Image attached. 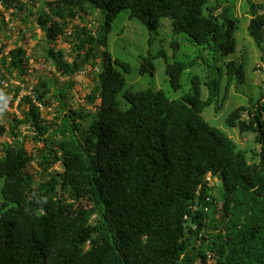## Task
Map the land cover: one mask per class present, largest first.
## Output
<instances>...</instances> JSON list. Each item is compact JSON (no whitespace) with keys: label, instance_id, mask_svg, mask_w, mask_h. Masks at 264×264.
Wrapping results in <instances>:
<instances>
[{"label":"trees","instance_id":"16d2710c","mask_svg":"<svg viewBox=\"0 0 264 264\" xmlns=\"http://www.w3.org/2000/svg\"><path fill=\"white\" fill-rule=\"evenodd\" d=\"M0 2L11 12L9 22L0 12V80L6 82L15 73L25 77L31 57L37 60L24 43L27 34L38 38L37 29L47 41L45 60H53L61 76L70 79L89 63L96 66L84 52L97 40L89 16L100 11L103 44L113 21L129 9L152 30L171 19L175 35L190 36L213 53L214 63L237 50V19L220 0ZM249 13L250 32L262 46L264 3L251 2ZM9 24L22 36L13 49L3 37ZM59 39L72 44L73 63L56 50ZM153 60L142 61L140 74H155ZM101 61L86 97L87 104L100 100L96 113L65 114L58 99L65 84L55 94L57 115L48 121L42 109L59 80L40 79L25 96L22 87L6 91L0 82V101L14 106L20 99L22 115L0 119V264H264V102L236 108L227 118L229 127L254 134L258 150L239 149L203 117L220 92L215 70L241 84L244 63L229 61L225 69L213 63L203 81L207 100L198 75L190 93L171 100L163 91L125 89L122 71L130 67L114 62L108 51ZM198 65L200 59L167 63L172 87L179 90L183 74ZM23 137L40 147L29 150ZM209 175L222 186L211 184Z\"/></svg>","mask_w":264,"mask_h":264},{"label":"rangeland","instance_id":"374dc122","mask_svg":"<svg viewBox=\"0 0 264 264\" xmlns=\"http://www.w3.org/2000/svg\"><path fill=\"white\" fill-rule=\"evenodd\" d=\"M220 1H224V6L228 7L231 11V15L237 19L238 27L234 34L237 50L227 57L219 56L215 63L218 68L224 69L225 64L229 61L244 63L245 74L243 82L237 84L234 80L230 82L225 72L221 76L218 69L215 70L217 78L222 79L220 92L216 101L205 109L203 117L211 126L220 129L232 138L235 143H237L239 149L247 151L258 150L259 146L254 142V134L241 133L239 128L229 127L227 118L236 108L243 106L251 107L253 105H258L261 101L264 102V36L262 46H259L255 41V36L250 32L251 15L249 13L251 2L260 5L264 3V0ZM2 13L5 16L6 22H9V15L11 12L3 10ZM100 15L101 16L97 13V15L89 16L88 22L91 21L94 25L97 40L93 47L92 44L88 45L84 52L85 58L88 55L91 62L94 61L97 63L96 66L89 63L83 68L80 74L70 79L61 76L55 69L53 60H45L44 50L45 48L48 49L47 41L45 42L41 39L45 37L42 36V31L37 29L36 35L38 38L32 39L27 34L24 43L28 42L25 48L32 56H36L38 61L33 60L31 57V69H29V72L25 77H17V73H15L14 78L9 80V87L5 88V90L8 91L10 88L14 90L12 87L15 88L18 83L22 84L21 78H23L29 85V88H25L24 94H28L31 92L33 86L38 83V80L45 78L57 79V81H59L53 87L47 100L49 105L47 107L43 106L42 109V117L45 118V120L52 121L55 115H57L59 102L57 103L54 101L55 94L62 86H65V84L67 86V89L64 90L65 92L63 91L65 95L62 98H58L62 100L60 103L65 105V114L67 113L70 115V113L74 111L79 114L82 109L85 114L89 112L96 113V107L100 104V100L97 99L94 104H87L86 97L91 93L92 87L95 85L94 80L97 77V70L102 64L101 56L103 58L104 53L108 51L114 62L117 60L130 67L129 72H124L122 67L114 65L115 68L120 71L123 70L122 72L126 78L125 89L136 92L145 90L163 91L171 100H179L190 93L192 78L198 75L203 78L202 100L208 99L209 92L203 81H205V77L208 74L207 69L214 63L213 53L193 43L192 38L186 34L175 35L172 29L171 19L163 18L160 22V26L152 30L146 27L136 17H132L129 9H125L118 15L116 20L113 21L111 31L107 35L106 43L103 44L102 42H104L105 34L100 30V25L104 26L105 17L101 11ZM77 23H79L78 20H76V24ZM9 27L11 29L8 33L5 34V36L2 34V36L7 40L9 49H13L15 41H19L22 36L19 31H12L10 24ZM2 42L1 40V43ZM57 42V46L55 47L56 50L62 49L65 53L66 61L73 63L72 61H74L77 56L76 53L72 52V44L63 39H59ZM52 44L55 46V41H52ZM148 57L154 59L156 71L155 74L148 72L142 75L140 74L141 63ZM198 59H200V65L195 68H189L182 76L180 89L175 90L171 85L170 77L166 71L167 63H190ZM3 81L4 80H0L1 83ZM69 83L72 85H69ZM119 102L124 111L128 110L131 106L122 97H119ZM17 106V102L14 106H11L9 100L5 102L0 101V119L11 120L14 116L22 117L21 111H19L20 109H18ZM72 109L73 111H71ZM62 116L64 115L62 114ZM62 119L63 117L59 119V123ZM72 120L74 123L79 122L76 117L72 118ZM88 123H86V125ZM22 131L24 132L23 134L27 133L25 127H22ZM23 138L25 146L29 150L35 151L36 148L40 147L36 146L31 138ZM8 140H10V138H8ZM3 141L4 139H0V149L2 148ZM0 157H2L1 153ZM56 168L59 169V166H56ZM212 183L218 184L220 187L222 186V183H220L218 179L213 180ZM4 185L5 177H0V202H3L2 189Z\"/></svg>","mask_w":264,"mask_h":264},{"label":"clouds","instance_id":"9594fccd","mask_svg":"<svg viewBox=\"0 0 264 264\" xmlns=\"http://www.w3.org/2000/svg\"><path fill=\"white\" fill-rule=\"evenodd\" d=\"M3 10L5 11V9L3 8L2 3L0 2V12H2ZM3 82H6V81H3ZM3 82L1 83L2 86H4V85H3ZM6 83H8V85H9V82H6ZM18 84H19V85L16 84V87H22V88H23V91L21 92V96H25L26 94H24V93H25L24 85L21 84V83H18ZM4 87H5V86H4ZM8 87H9V86H8ZM5 88H7V87H5ZM28 94H30V93H28ZM21 96H20V97H21ZM19 100H20V99H19ZM19 100H18V102H19ZM18 102H17V105H18ZM208 178H210V179H209V182H211V184H213V183H212V182H213V179L211 178L210 175L207 177V179H208Z\"/></svg>","mask_w":264,"mask_h":264},{"label":"built area","instance_id":"2783aa9c","mask_svg":"<svg viewBox=\"0 0 264 264\" xmlns=\"http://www.w3.org/2000/svg\"><path fill=\"white\" fill-rule=\"evenodd\" d=\"M3 85L5 86V87H8L9 85H8V83H6V82H3ZM17 85H19V84H17ZM210 178H208V180H209Z\"/></svg>","mask_w":264,"mask_h":264}]
</instances>
